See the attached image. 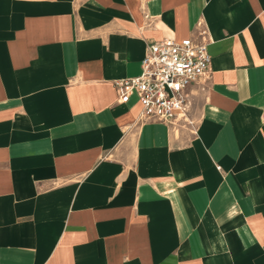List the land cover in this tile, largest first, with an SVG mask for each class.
Instances as JSON below:
<instances>
[{
    "label": "crops",
    "instance_id": "1",
    "mask_svg": "<svg viewBox=\"0 0 264 264\" xmlns=\"http://www.w3.org/2000/svg\"><path fill=\"white\" fill-rule=\"evenodd\" d=\"M201 27L195 125L119 101ZM0 264H264V0H0Z\"/></svg>",
    "mask_w": 264,
    "mask_h": 264
},
{
    "label": "built area",
    "instance_id": "2",
    "mask_svg": "<svg viewBox=\"0 0 264 264\" xmlns=\"http://www.w3.org/2000/svg\"><path fill=\"white\" fill-rule=\"evenodd\" d=\"M209 42V30L201 27L196 36L148 43L142 72L115 80L119 101L127 102L136 94L142 117L149 120L169 123L184 115L192 84L201 82L202 89H206L212 61Z\"/></svg>",
    "mask_w": 264,
    "mask_h": 264
},
{
    "label": "rangeland",
    "instance_id": "3",
    "mask_svg": "<svg viewBox=\"0 0 264 264\" xmlns=\"http://www.w3.org/2000/svg\"><path fill=\"white\" fill-rule=\"evenodd\" d=\"M202 97L201 95L190 96L189 107L186 113V118L190 125H195L200 113Z\"/></svg>",
    "mask_w": 264,
    "mask_h": 264
}]
</instances>
